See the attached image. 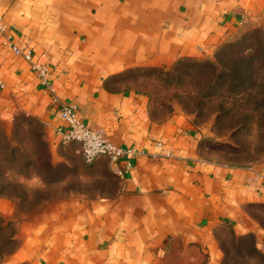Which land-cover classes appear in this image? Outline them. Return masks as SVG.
<instances>
[{
	"label": "crops",
	"instance_id": "obj_1",
	"mask_svg": "<svg viewBox=\"0 0 264 264\" xmlns=\"http://www.w3.org/2000/svg\"><path fill=\"white\" fill-rule=\"evenodd\" d=\"M263 7L264 0H0L7 31L32 49V60L47 63L50 82L0 31V119L33 115L57 146L61 106L72 104L86 125L141 151L114 193L64 196L24 218L3 264H217L220 227L256 230L246 204L264 202V161L207 158L190 116H156L146 94L120 80L132 68L210 53Z\"/></svg>",
	"mask_w": 264,
	"mask_h": 264
},
{
	"label": "rangeland",
	"instance_id": "obj_2",
	"mask_svg": "<svg viewBox=\"0 0 264 264\" xmlns=\"http://www.w3.org/2000/svg\"><path fill=\"white\" fill-rule=\"evenodd\" d=\"M254 28L264 33V7L210 53L195 60L179 58L165 66L132 68L122 74L120 81L145 93L156 116L175 111L190 116L198 130H203L200 147L207 158L230 164L262 162L264 87L243 90L228 83V88L218 85L212 89L209 72H201L195 64L205 59L224 63L226 56L220 54L224 44L235 43L229 47L230 52L248 51L245 42L251 37L244 35ZM107 159L86 162L75 141L52 146L43 124L25 112H17L12 119H0V214L13 221L17 233L20 222L47 201L68 195L114 193L118 174ZM246 212L256 230L240 233L230 225L220 227L221 256L217 264H261L246 251L254 243L264 253V205L249 202ZM10 230L7 226L4 235H9ZM246 234L252 238L242 237ZM18 243L16 236L15 247L0 264Z\"/></svg>",
	"mask_w": 264,
	"mask_h": 264
},
{
	"label": "trees",
	"instance_id": "obj_3",
	"mask_svg": "<svg viewBox=\"0 0 264 264\" xmlns=\"http://www.w3.org/2000/svg\"><path fill=\"white\" fill-rule=\"evenodd\" d=\"M249 35L251 38H248L249 40L245 42L249 47L248 51L237 49L231 50L230 52L229 47L233 46L235 43L224 44L221 46L222 49L220 50V54L222 53L226 56L224 62L226 65L221 61L215 63L209 59H205L201 62H195L201 72H209L211 77V83L209 84V86H211L210 88L215 89V87L218 85L223 87L226 85L228 88V83H231L232 87H239L243 90H248L249 88L254 87L262 89V87H264V33L259 28H254L251 31H248L244 37H248ZM242 40H239V42ZM218 56L220 57V55ZM183 59L195 60L197 58L183 57ZM36 119L40 122L38 118ZM48 163L51 165L49 161ZM257 203L264 205V202ZM7 226H9L11 230L9 235L5 236L3 232L6 230ZM0 234V242L3 246L0 248L1 263L5 255H7L12 250V248L15 247L16 243V230L13 221L6 220L1 214ZM242 237L252 238V235L246 234ZM10 245V249L8 248L5 250V247H9ZM246 253L258 258V260L261 261V264H264V253L256 248L254 243L249 244Z\"/></svg>",
	"mask_w": 264,
	"mask_h": 264
},
{
	"label": "built area",
	"instance_id": "obj_4",
	"mask_svg": "<svg viewBox=\"0 0 264 264\" xmlns=\"http://www.w3.org/2000/svg\"><path fill=\"white\" fill-rule=\"evenodd\" d=\"M0 31L3 35V43L8 45L16 54H21L31 60L41 82L50 87L47 63L32 60V49L12 38V35L7 31V26L3 22L2 16H0ZM54 97L55 100L59 99L57 95H54ZM61 115L66 121V126L56 128V132L60 135V141L62 143L77 142L86 162H92L100 156H106L115 165L114 171L117 174H122L131 165L129 158L141 152L136 148L124 147L114 143L108 139L105 131L100 127L86 125L79 118L76 108L72 104H63L61 106ZM155 146L163 155L170 154L169 150L163 147L161 141H157ZM119 161H122L121 166L118 165Z\"/></svg>",
	"mask_w": 264,
	"mask_h": 264
}]
</instances>
